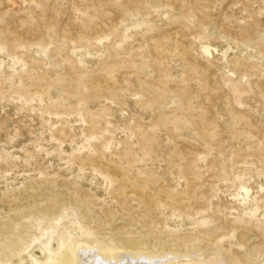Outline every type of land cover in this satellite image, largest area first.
Returning <instances> with one entry per match:
<instances>
[{"label":"rangeland","instance_id":"1","mask_svg":"<svg viewBox=\"0 0 264 264\" xmlns=\"http://www.w3.org/2000/svg\"><path fill=\"white\" fill-rule=\"evenodd\" d=\"M80 245L264 264V0H0V264Z\"/></svg>","mask_w":264,"mask_h":264},{"label":"bare ground","instance_id":"2","mask_svg":"<svg viewBox=\"0 0 264 264\" xmlns=\"http://www.w3.org/2000/svg\"><path fill=\"white\" fill-rule=\"evenodd\" d=\"M60 240L52 236L43 248L36 252L24 254L18 261L31 263L37 260H44L55 253ZM180 255L169 253L151 254L148 252L114 251L105 247L80 245L70 252V264H167L177 261Z\"/></svg>","mask_w":264,"mask_h":264}]
</instances>
